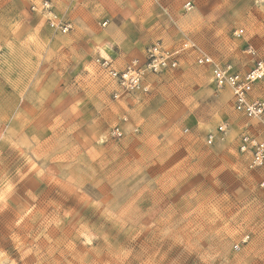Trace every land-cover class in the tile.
Segmentation results:
<instances>
[{
    "label": "rangeland",
    "instance_id": "1",
    "mask_svg": "<svg viewBox=\"0 0 264 264\" xmlns=\"http://www.w3.org/2000/svg\"><path fill=\"white\" fill-rule=\"evenodd\" d=\"M190 1L188 19L169 22L172 44L192 40L243 73L264 61V0ZM5 19L0 264H264V166L251 169L239 152L243 133L261 138L263 129L236 111L208 66L187 54L149 75L147 94L116 101L97 64L83 68L29 18ZM23 61L29 85L7 83ZM263 91L264 80L251 94Z\"/></svg>",
    "mask_w": 264,
    "mask_h": 264
},
{
    "label": "crops",
    "instance_id": "2",
    "mask_svg": "<svg viewBox=\"0 0 264 264\" xmlns=\"http://www.w3.org/2000/svg\"><path fill=\"white\" fill-rule=\"evenodd\" d=\"M42 1L44 0H0V6L6 5L8 10L6 13L0 14V18H6L5 20L14 22L29 18L36 23H33L36 26L33 27L36 34L41 29L38 27V23L41 27H44L42 29L43 36L50 39L54 38L56 42H66L68 45L66 48L71 50L76 61L83 68L85 66L95 68L96 59L103 57L111 58L113 66L118 70H122L134 59L144 60L147 48L158 41H161L171 50H182L180 64H182L187 54L192 55L195 63L200 53L211 55L192 40H185L180 46H176L172 44V38L171 40L168 39L174 37L177 33V31L171 30L169 22L183 24L181 21L184 22L188 19L189 14L185 12L184 5L188 2L191 3L190 0H49L59 16L72 23V30L66 34L52 30L42 13L31 10L33 4L40 6ZM173 7H176L174 14L172 12ZM191 8H187V12ZM96 22L101 26L98 32L94 29ZM61 48L64 49L63 46ZM61 52L63 53L64 50H61ZM211 56L219 63H228L221 62L213 55ZM82 58L86 60L83 62ZM92 59L94 61H91ZM30 64L29 61H23L21 73L17 76L14 75L13 78L9 77L10 80L7 78V83L29 85L34 74L33 67H30ZM208 67L212 75L211 66ZM105 75L109 78L106 73ZM149 75L151 74L146 77L147 84ZM109 82L113 88V95L120 91L117 84L110 78ZM28 85L25 86V89ZM263 93L259 96H256L255 93L250 94V98L261 97ZM125 96L136 98L139 95L121 94V97L115 100L123 101ZM61 101L57 105V108H60L59 112H63L66 108V100L64 101V98H62ZM61 105H63V108H61ZM33 110L34 107L30 106L27 111L33 112ZM123 130L125 133V128ZM246 133H251V130L246 131ZM241 154L246 155L250 161L248 153Z\"/></svg>",
    "mask_w": 264,
    "mask_h": 264
},
{
    "label": "built area",
    "instance_id": "3",
    "mask_svg": "<svg viewBox=\"0 0 264 264\" xmlns=\"http://www.w3.org/2000/svg\"><path fill=\"white\" fill-rule=\"evenodd\" d=\"M186 7L191 8V3L188 2ZM31 10L42 13L49 27L55 32L66 34L73 28L69 20L62 18L54 11L49 0L42 1L40 6L33 4ZM243 33V29L235 31L237 37H241ZM248 51L252 54L255 53L253 46H249ZM181 52L182 50H171L158 41L147 48L144 60L134 59L122 70L113 66L111 58L98 57L96 63L117 84L120 91L113 97L119 99L121 94H147L150 91V86L146 83L147 75L177 69L180 64ZM196 63L211 66L215 86L220 89L231 88L236 111L261 125L263 129L261 138L249 133H244L241 136L240 152L250 155L249 167L251 169L264 166V93L259 98H250L254 85L264 80V61H258L254 68L245 73L238 71L233 64L219 63L211 55L205 53L199 54ZM126 120L127 118L124 117V121ZM227 129V124H221L218 126V133L225 134ZM112 134L119 138L122 137L124 135L122 126H115ZM215 139L216 133H211L207 137L209 144H212Z\"/></svg>",
    "mask_w": 264,
    "mask_h": 264
}]
</instances>
